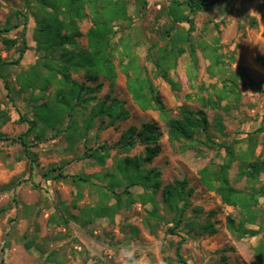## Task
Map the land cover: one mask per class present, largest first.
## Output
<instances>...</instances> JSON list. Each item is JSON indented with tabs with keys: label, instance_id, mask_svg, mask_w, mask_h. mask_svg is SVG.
Wrapping results in <instances>:
<instances>
[{
	"label": "rangeland",
	"instance_id": "374dc122",
	"mask_svg": "<svg viewBox=\"0 0 264 264\" xmlns=\"http://www.w3.org/2000/svg\"><path fill=\"white\" fill-rule=\"evenodd\" d=\"M123 1L128 3L130 21L119 27L114 44L120 37L128 38L133 55L145 69L171 118H179L178 110L182 107L206 113L208 136L215 146L210 147L205 136H198L195 142L169 143L167 127L158 113L141 111L132 101L127 79L117 59L114 62L117 77L111 88L103 79L88 82L83 72L70 71V75L78 84L100 85L97 99L103 101L106 96L109 100L116 99L127 113V119L112 126L106 120L102 124L96 120L86 139L76 140L73 146L65 135L55 136L48 132L41 143L30 136L32 162L16 142L27 130V124L21 118L31 120L32 100L39 98L37 104H43L53 95L54 87H49L45 98L38 91L18 93L20 87L15 77L43 60L44 53L36 52L32 36L39 7L34 0H0V28L9 18L11 25L25 21L29 48L19 65L5 72L10 75L8 80L14 88L13 101L0 80V112L9 117L0 130L5 137L0 141V209L3 210L0 214V264H167V260L172 264H259L254 250L264 242V197L259 198L260 215L255 225L247 226L259 234L238 239L227 225L228 219L238 222V210L222 205L215 193L208 192L200 182L199 172L207 166L222 164L225 152L218 148L220 144L240 142V147L245 150L246 140L261 125L264 117V0H229L196 14L187 13L193 30L189 31L190 25L186 23L177 28L182 33H190L196 47L195 58L189 51L184 52L166 78L155 72L152 59L168 42L165 30L169 21L163 17L162 9L168 6L169 0H148L142 11L135 7V0ZM86 14L87 18L79 23L81 37L77 39L84 50L87 49L86 33L92 26L88 10ZM21 33L22 27H19L0 34V59L3 62L12 63L18 58ZM2 38L15 40L17 45L7 48L1 42ZM212 51L221 56L224 64L213 76L209 74L208 59ZM114 55L117 58V54ZM54 57L59 58L58 54ZM227 77L235 79L238 95L221 102L217 114L224 130L219 132L213 123L214 112L203 109L197 98H207L204 90L211 92L213 87L221 88V82ZM146 123H156L161 133L160 153L148 166L160 172L161 189L155 196L159 205L156 217H149L150 205L135 204L112 219L94 218L93 215L90 220L80 219L83 210L96 205V194L89 186L72 183L70 178L85 176L91 183L104 187V173L111 169L116 158L123 156L112 152L106 165L98 167L81 159L85 148L103 143L111 145L128 128H139ZM254 138V158L264 160V132ZM185 145L187 149L181 151L180 147ZM140 155H143L142 147L129 154L130 157ZM237 166V162L232 164L229 181L236 190H245L250 185L236 180ZM59 173L68 179H55ZM183 180L192 195L184 221L176 228L173 213L167 212L162 204L161 190ZM255 187L264 188V174ZM79 191L82 197L77 200ZM132 191L141 193L139 189ZM188 221L198 225L210 222L215 233L198 236L186 227ZM171 228L173 234L168 232ZM24 239L34 242L30 251L24 249ZM180 242L183 263L176 255Z\"/></svg>",
	"mask_w": 264,
	"mask_h": 264
},
{
	"label": "trees",
	"instance_id": "16d2710c",
	"mask_svg": "<svg viewBox=\"0 0 264 264\" xmlns=\"http://www.w3.org/2000/svg\"><path fill=\"white\" fill-rule=\"evenodd\" d=\"M227 1L229 0H169L168 6L162 9L163 17L169 21V26L165 30L168 42L166 46L156 51L152 59L155 72L166 78V74L174 68L177 58L186 51L195 58L196 47L190 38V33H182L177 28L178 25L186 23L190 25L189 31L193 30L192 21L187 13L196 14L206 7ZM34 2L39 7V16L32 32L33 42L36 45V52H43L44 57L26 72L18 74L15 82L20 87L18 93L38 91L39 95L45 98V92L49 87H54V93L43 104H37L39 98L33 99L32 119L21 118L27 124V130L20 134L16 142L22 147L28 159L34 162V155L29 151L30 136L37 143H41L48 132L54 133L55 136L65 135L67 142L73 146L76 140L86 139L96 120H100L101 124L106 120L108 125L112 126L127 119V113L116 99L109 100L108 96L103 101L97 99L96 94L100 91V85L90 87L78 84L70 75V71L83 72L88 82L103 79L109 82L111 88L117 77L114 64L117 59L127 79V90L132 101L141 111L153 110L158 113L167 127L169 143L195 142L198 136H205L210 147L215 146L208 136L209 122L206 113L203 110L192 111L182 107L178 110L179 118H171L170 111L165 108L145 69L138 64L136 56L133 55L128 38L120 37L117 44H114L113 40L119 27L130 21L126 1L34 0ZM147 3L148 0H135V7L138 11H142L145 10ZM86 10L89 11L92 26L86 33L87 49L84 50L77 39L81 37L79 23L87 18ZM19 27H22V33L18 58L12 63H5L0 59V80L12 101L15 92L8 80L10 75L5 72L10 67L19 65L26 51L29 50L25 39L26 22L11 25L9 18L0 28L2 34ZM1 42L7 48L17 45L15 40L7 38H2ZM202 50L205 51L206 48ZM114 53L117 54V58ZM56 54L59 58L54 57ZM208 59L211 76L215 71L223 69L222 58L216 51L211 53ZM169 83L174 85L171 81ZM221 83V88L213 87L211 92L204 90L207 98H197L203 109L209 108L214 112L213 123L219 132L224 130L221 118L217 114L221 102L238 95L234 78L227 77ZM8 121L7 114L0 112V130ZM263 125L264 117L260 127L246 140L245 150L240 147V142L233 145L225 143L218 145V148L225 152L222 164L207 166L199 172L200 182L208 192L215 193L222 205L238 210V222L235 223L232 219H228L227 222L228 230L238 239L252 238L259 234L258 231L247 226L255 225L260 215L257 209L259 198L264 197V188L255 187L259 177L264 174V160L254 158V136L264 132ZM160 137L157 124L146 123L139 128L134 126L128 128L111 145L103 143L94 148H85L81 159L98 167L106 165L112 152H116L117 156H123L116 158L111 169L104 173L106 181L104 187L91 183L85 176L70 178L72 183L89 186L96 194V205L92 209L83 210L80 219L90 220L91 215L94 218L112 219L120 211L130 209L135 204L150 205L152 210L148 215L150 218L156 217L155 213L159 205L155 201V196L161 189L160 172L148 166L160 153L158 144ZM3 138L5 137L0 132V141ZM137 147L143 148V155L130 157V152ZM186 149L187 145L180 147L181 151ZM235 162L238 163L236 180L250 185L245 190H236L229 181V172ZM54 178L68 179L61 173ZM133 189H139L141 193H134ZM161 191L164 209L173 213V221L177 228L184 221L192 190L187 188V182L183 180L175 181L172 185L163 187ZM81 197L79 191L77 200ZM2 212L3 210L0 209V214ZM186 227L198 236L215 233L210 222L198 225L188 221ZM168 232L173 234L174 229L171 228ZM181 245V242L177 244L176 255L179 262L183 263L180 256ZM34 246L32 240L24 239L23 247L26 251H30ZM254 256L259 264H264V242L255 248ZM167 264L172 263L167 260Z\"/></svg>",
	"mask_w": 264,
	"mask_h": 264
},
{
	"label": "clouds",
	"instance_id": "9594fccd",
	"mask_svg": "<svg viewBox=\"0 0 264 264\" xmlns=\"http://www.w3.org/2000/svg\"><path fill=\"white\" fill-rule=\"evenodd\" d=\"M129 259H131V258H129Z\"/></svg>",
	"mask_w": 264,
	"mask_h": 264
}]
</instances>
